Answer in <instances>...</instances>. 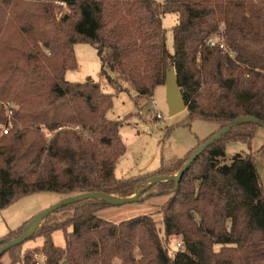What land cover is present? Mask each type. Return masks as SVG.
Wrapping results in <instances>:
<instances>
[{"label":"trees","instance_id":"16d2710c","mask_svg":"<svg viewBox=\"0 0 264 264\" xmlns=\"http://www.w3.org/2000/svg\"><path fill=\"white\" fill-rule=\"evenodd\" d=\"M169 14L178 16L173 52L163 26ZM79 44L96 50L99 78L116 93L128 85L136 105L166 87L174 69L187 116L166 136L196 121L215 125L212 136L238 119L264 122V0H0V210L44 192L129 198L150 180L178 175L212 137L197 139L170 166L117 178L126 146L121 121L107 117L114 95L99 81L66 80L79 67ZM6 103L18 106L10 120ZM261 130L255 123L233 128L178 185L159 181L143 192L141 198L169 196L160 206L164 238L184 248L173 256L153 216L112 223L99 216L112 204L87 199L44 218L29 239L41 237L43 244L25 253L23 245L10 249L11 264H38V255L43 264H264V185L257 167L264 146L251 152ZM235 143L250 152L227 164V147ZM29 227L0 239V249ZM58 231L64 247L53 241Z\"/></svg>","mask_w":264,"mask_h":264},{"label":"rangeland","instance_id":"374dc122","mask_svg":"<svg viewBox=\"0 0 264 264\" xmlns=\"http://www.w3.org/2000/svg\"><path fill=\"white\" fill-rule=\"evenodd\" d=\"M63 8L67 10L66 6H63ZM177 23L178 16L175 14H169L163 18V26L166 29L167 37L166 43L171 52H173L174 46L172 28ZM75 54L79 67L76 70L68 71L66 80L76 83H84L90 80L99 81L106 93L114 95V107L107 114V117L110 120L121 121L120 136L126 146V154L120 159L115 170L117 178L140 177L157 171L161 166H170L194 148L198 142L197 139L209 138L217 130V127L213 124L196 121L191 127L178 126L169 136H166V130L182 123L187 116V112L184 111L175 116L170 115L165 86L159 87L152 99L144 98L139 105H136L134 93L128 85H123L122 91L116 93L107 84L106 80L99 78L101 64L97 52L92 46L86 44L76 45ZM153 102L156 104V110L161 117L155 113ZM14 106L16 109L18 108L17 105ZM263 144L264 130H261L252 144L251 152L253 154L258 153L264 146ZM249 152L250 149L245 144H231L227 147L225 163L229 164L236 154L246 155ZM257 167L264 185V155L257 157ZM139 191L140 188L137 187L132 196ZM64 198L63 195L58 193H38L27 196L8 208L0 210V239L6 237L11 231L17 230L23 224L31 223L42 212L58 204ZM168 198L167 195L162 197L145 196L134 203L113 205L100 212L99 216L112 223H120L139 216H153L158 222L161 238L168 248L169 254L173 256L178 250L182 249L179 248L180 240L171 238L166 241L164 238L160 206ZM59 216L62 215L56 214L57 218ZM53 241L55 245L64 247L63 232H56L53 235ZM43 242L44 239L41 237L28 240L21 247L22 253L41 246ZM219 249L220 246H216V250ZM1 262L2 264H11V256L6 253ZM64 263L66 264V262ZM117 264H122V262L118 261Z\"/></svg>","mask_w":264,"mask_h":264},{"label":"water","instance_id":"95a60500","mask_svg":"<svg viewBox=\"0 0 264 264\" xmlns=\"http://www.w3.org/2000/svg\"><path fill=\"white\" fill-rule=\"evenodd\" d=\"M166 90H167V104L169 107V112L171 116H175L181 112L186 111L187 107L181 92V89L179 87L175 71L172 67L169 68L167 72V80H166ZM243 123H255L259 125L264 130V122H261L254 118H243L235 120L231 123H229L226 127H224L221 131H219L217 134L213 135L211 138H209L206 142H204L201 146H199L193 154L190 156L188 161L184 164L181 171L178 175L175 177H164V178H155L153 180H150L148 183L145 184L144 188L140 190L136 195H133L129 198H117L113 196H108L105 194L100 193H84L79 194L76 196H71L64 198L61 202L58 204L52 206L50 209L42 212L35 220H33L30 223V227L26 233V235L18 238L17 240H13L11 242L6 243L1 249H0V259L12 248L16 246H21L27 242L31 236L34 234L36 229L40 227L42 224L44 218L47 216L55 213L57 210L68 206L70 204H74L83 200L87 199H103L107 201L108 203L112 205H124V204H130L141 200V196L143 192L149 189L150 186L154 185L156 182L159 181H174L176 185L179 184L180 180L182 179L183 175L187 171V169L193 164V162L211 145H213L215 142L220 140L222 137H224L226 134H228L229 131H231L233 128L243 124ZM65 264V263H64Z\"/></svg>","mask_w":264,"mask_h":264},{"label":"built area","instance_id":"2783aa9c","mask_svg":"<svg viewBox=\"0 0 264 264\" xmlns=\"http://www.w3.org/2000/svg\"><path fill=\"white\" fill-rule=\"evenodd\" d=\"M211 43V42H210ZM212 43L214 44V42L212 41ZM4 105V107H5V110H6V113H7V116H8V118H9V120L11 119V117L13 116V113H14V109H15V107L13 106V105H11V104H9V103H6V104H3ZM153 106H154V109H155V113L157 114V115H159V113L157 112V110H156V104L153 102ZM159 117H161L160 115H159ZM8 132H9V128H6L4 131H3V133L6 135V134H8ZM179 248L180 249H184L183 248V246L181 245V244H179ZM39 257L41 258L40 260H39ZM36 260L38 261V264H43V262L46 260V258H45V256H43V255H40V256H38V257H36Z\"/></svg>","mask_w":264,"mask_h":264},{"label":"crops","instance_id":"0c3cea01","mask_svg":"<svg viewBox=\"0 0 264 264\" xmlns=\"http://www.w3.org/2000/svg\"><path fill=\"white\" fill-rule=\"evenodd\" d=\"M263 145H264V144H263ZM263 145H262V146H263ZM192 149H193V148H192ZM192 149H191V150H192ZM189 151H190V150H189ZM189 151H188V152H189Z\"/></svg>","mask_w":264,"mask_h":264}]
</instances>
